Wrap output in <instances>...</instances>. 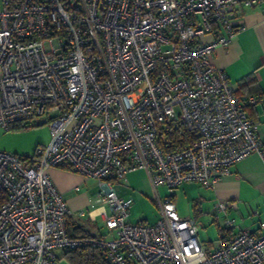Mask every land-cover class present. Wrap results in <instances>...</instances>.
Returning a JSON list of instances; mask_svg holds the SVG:
<instances>
[{
  "label": "built area",
  "instance_id": "obj_1",
  "mask_svg": "<svg viewBox=\"0 0 264 264\" xmlns=\"http://www.w3.org/2000/svg\"><path fill=\"white\" fill-rule=\"evenodd\" d=\"M242 5L264 0H0V128L50 129L32 154L0 150V264H56L57 250L80 248L108 264H264V222L240 228L236 202L213 204L212 245L172 200L183 184L213 189L246 156L264 157L247 113L255 97L240 98L211 63L240 30ZM178 126L193 140L164 148ZM52 168L98 182L87 215L113 238L70 234ZM136 170L150 182L153 224L131 223L133 199L112 187Z\"/></svg>",
  "mask_w": 264,
  "mask_h": 264
},
{
  "label": "crops",
  "instance_id": "obj_2",
  "mask_svg": "<svg viewBox=\"0 0 264 264\" xmlns=\"http://www.w3.org/2000/svg\"><path fill=\"white\" fill-rule=\"evenodd\" d=\"M237 21L240 30L231 38L226 48H215L211 63L225 72L230 83L238 89L240 98L255 97L256 101L247 107V113L255 123L264 127V5L240 6ZM248 82L251 83L250 86H243ZM261 140L264 143L262 132ZM48 175L71 211L67 217L71 235L113 238L103 222L95 225L93 223L97 220L92 222L87 215L93 199L101 191L96 180L84 178L64 168L49 169ZM112 187L118 195L132 198L133 203L152 197L150 182L143 170L128 173L123 180L112 183ZM160 188L165 191L162 196ZM179 188L183 190L181 194L188 201L190 217L195 222L197 218L202 220L211 215L213 204L218 201L237 203V209L230 216L236 219L240 228L257 232L259 224L264 222V157L260 154L252 153L237 162L230 168V174L213 189H204L197 183H186ZM157 191L160 197L167 195L164 187H158ZM172 200L178 215L183 216L176 206L177 196L173 195ZM81 211L85 212L84 216H79ZM155 222L145 220L138 223ZM197 224L203 226L201 222Z\"/></svg>",
  "mask_w": 264,
  "mask_h": 264
},
{
  "label": "rangeland",
  "instance_id": "obj_3",
  "mask_svg": "<svg viewBox=\"0 0 264 264\" xmlns=\"http://www.w3.org/2000/svg\"><path fill=\"white\" fill-rule=\"evenodd\" d=\"M260 129L262 134H264V127L260 126ZM49 140L50 129L47 124L41 126H35V124H33L28 127L18 126L8 132H5L0 128V150L11 154H32L37 147L47 145ZM159 191L161 196L165 194L163 188H160ZM182 191V188H178L173 193V195L177 196L176 206L178 212L183 215L181 217L192 218L190 217L188 201L182 196ZM152 201L153 197L148 199L145 198L141 202L135 201L131 209H129V221L131 223H138L145 220L150 223L155 222L158 218V212ZM196 220V224L201 222L203 225L202 227L199 226L200 241L203 244L211 243L212 245H216L218 241V228L216 223L213 222V217L207 215L206 218H202V220L199 218ZM99 223L100 220L97 218V222L93 224L99 225ZM217 223L220 224V221ZM55 254L57 256L56 264H69L66 258L63 257V251L57 250Z\"/></svg>",
  "mask_w": 264,
  "mask_h": 264
},
{
  "label": "trees",
  "instance_id": "obj_4",
  "mask_svg": "<svg viewBox=\"0 0 264 264\" xmlns=\"http://www.w3.org/2000/svg\"><path fill=\"white\" fill-rule=\"evenodd\" d=\"M250 86L251 83H245L243 86ZM237 95L238 89H236ZM194 135L189 134L186 130L178 126L175 129V132L168 137L170 143L166 146L176 148L179 146H183L188 143L191 139L193 140ZM262 148H264V143H262ZM63 257L69 262V264H108L105 255L103 252L96 248H80L76 250H67L63 251Z\"/></svg>",
  "mask_w": 264,
  "mask_h": 264
},
{
  "label": "water",
  "instance_id": "obj_5",
  "mask_svg": "<svg viewBox=\"0 0 264 264\" xmlns=\"http://www.w3.org/2000/svg\"><path fill=\"white\" fill-rule=\"evenodd\" d=\"M45 122L44 121H39L38 123H36V126H41V125H44Z\"/></svg>",
  "mask_w": 264,
  "mask_h": 264
}]
</instances>
